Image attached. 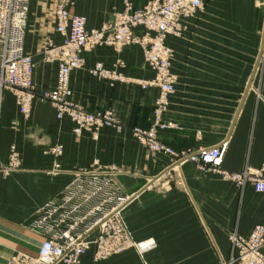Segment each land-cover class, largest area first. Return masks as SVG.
<instances>
[{"label": "crops", "instance_id": "obj_1", "mask_svg": "<svg viewBox=\"0 0 264 264\" xmlns=\"http://www.w3.org/2000/svg\"><path fill=\"white\" fill-rule=\"evenodd\" d=\"M71 15L87 19L88 30L110 23L123 0H71ZM151 0H129L136 9ZM56 0H30L25 51L34 62L35 92L56 82L58 67L45 62L47 41L58 45ZM141 34V31H137ZM174 93L161 116L171 129L158 140L179 152L200 151L227 142L222 168L257 173L264 161V0H204L203 9L184 23L180 37L168 36ZM83 67L70 74L71 101L90 113L111 111L122 131L101 128L73 134L67 118L35 100L25 119L15 96L6 92L0 110V264L16 254L36 256L43 237L33 229L36 210L72 181V172L91 166L115 167L117 183L129 198L123 215L136 242L152 247L128 250L94 263L90 250L81 264H227L229 236L248 238L264 225V194L251 184L236 187L218 175L185 162L152 154L131 134L154 122L157 88L142 89L153 79L139 46L121 52L110 47L85 51ZM101 64L126 82L90 75ZM61 146L62 173L49 153ZM13 149V151H12ZM12 152L18 168L6 170ZM264 254V243L262 246Z\"/></svg>", "mask_w": 264, "mask_h": 264}, {"label": "built area", "instance_id": "obj_2", "mask_svg": "<svg viewBox=\"0 0 264 264\" xmlns=\"http://www.w3.org/2000/svg\"><path fill=\"white\" fill-rule=\"evenodd\" d=\"M30 0H0V110L4 93L15 96L22 116L27 119L35 100L50 104L58 120L69 119L73 134H95L101 128L122 131L123 126L111 111L90 113L71 101L70 74L83 67V53L100 47L121 52L130 46H139L153 79L140 82L142 89L157 88L159 98L154 106V122L148 130L133 128V137L152 154L172 159L174 164H194L218 175L224 182L243 187L251 184L258 194H264V161L257 173L249 170L229 172L222 168L227 142L200 151H175L158 140V130L171 129L173 124L161 122L167 111L169 97L175 91L170 72L172 52L168 36L180 37L184 23L194 18L204 7V0H151L136 9L129 0L113 13L110 23L100 29L88 30L87 19L71 15V0H56L55 32L62 37L58 45L47 41L42 54L45 62L58 67L55 85L37 94L33 81L34 62L25 51ZM141 31V34H137ZM90 75L112 82H126L115 72L97 64ZM13 151V149H12ZM49 153L56 164L47 173H62L57 160L62 156L61 146ZM18 168V159L12 152L6 170ZM72 181L54 198L36 210L38 218L33 225L43 241L36 256L16 254L7 264H81L90 250L94 263L118 256L128 250L143 253L150 243L136 242L125 222L123 211L129 198L117 183L121 173L115 167L91 166L72 173ZM230 260L227 264H264L262 246L264 225L255 226L248 238L237 234L229 236Z\"/></svg>", "mask_w": 264, "mask_h": 264}, {"label": "rangeland", "instance_id": "obj_3", "mask_svg": "<svg viewBox=\"0 0 264 264\" xmlns=\"http://www.w3.org/2000/svg\"><path fill=\"white\" fill-rule=\"evenodd\" d=\"M71 2H72V1H71ZM73 6H74V4H73V2H72V5L70 6L69 11H70L71 8H73ZM7 167H8V166H7ZM7 167H6V168H7Z\"/></svg>", "mask_w": 264, "mask_h": 264}]
</instances>
